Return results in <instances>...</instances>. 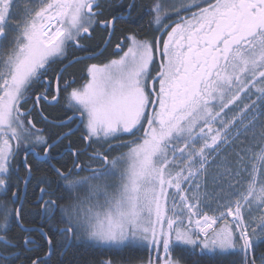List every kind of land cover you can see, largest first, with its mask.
I'll return each mask as SVG.
<instances>
[{
	"label": "snow or ice",
	"instance_id": "1",
	"mask_svg": "<svg viewBox=\"0 0 264 264\" xmlns=\"http://www.w3.org/2000/svg\"><path fill=\"white\" fill-rule=\"evenodd\" d=\"M122 6L115 0H0V264H49L58 245L66 250L73 241L155 249L147 264H181L171 255L177 247L192 256L242 254L240 264H264V252L256 253L264 245V0H215L202 8L195 0L171 7L153 0L139 9L129 0L117 14ZM191 8L199 11L175 26L164 23ZM134 9L149 15V28L167 32L162 52L160 37L155 45L135 33L122 37L118 59L90 64L87 81L70 91L74 81L64 80L72 115L49 121L41 101L58 102L63 79L57 71L53 90L50 65L66 60L70 49L85 55L73 56L69 66L95 59L99 48L88 51L81 41L99 28L108 45L117 22ZM154 52L161 63L150 93ZM40 84L43 91L24 109ZM233 108L239 110L229 117ZM33 110L54 128L82 126L85 145L67 168L51 163L52 151L79 128L51 139L36 127ZM140 127L142 136L108 143ZM93 144L99 149L88 152ZM117 148L127 151L109 158ZM82 155L87 161L78 163ZM40 163L46 171L34 175ZM29 185L38 189L33 203L49 231L25 229L39 239L24 238L23 251L31 255L20 260L21 245L8 233L13 224L23 227ZM58 188L72 193L69 202L60 203L65 197Z\"/></svg>",
	"mask_w": 264,
	"mask_h": 264
},
{
	"label": "flooded vegetation",
	"instance_id": "2",
	"mask_svg": "<svg viewBox=\"0 0 264 264\" xmlns=\"http://www.w3.org/2000/svg\"><path fill=\"white\" fill-rule=\"evenodd\" d=\"M129 0H115V3L117 5H123L122 7H116L115 11L117 14H122L123 11L127 7V3ZM177 0H167V6L171 7L173 3H176ZM135 3L137 5V9L140 8L141 5L144 6H151L153 3V0H135ZM207 7V6H206ZM198 9L195 10H188V11H181L179 14V17L175 14L172 13L170 14L169 18L164 21L165 24L171 23L172 26H175L176 22H179L180 17H191L193 12H198ZM149 15L144 14L143 18H141L140 15H138V11L134 9L132 11V15L128 17L125 20L118 21L116 25V31L114 35L111 37V43L108 45L104 46V41H103V36L106 35V33L102 32L99 28H97L91 35V38H85L81 42L85 45L88 46V51H94L97 48H99V54L96 55L95 59H83L80 60L77 63H73L69 66L68 61L72 59L73 56H83L85 55L84 52L76 51L74 49H70V54L66 60H57L56 62L52 63L49 67L47 76L49 79L52 81V89H55V73L57 71L62 72V77L63 79L60 81V86H61V92H60V98L58 102L54 104H47L44 103V101H41V106L43 108V113L45 116L48 117L49 121H56L52 118H50L46 114V110H49L50 107L54 106H60L63 108V111L68 113V116L72 115L71 110L65 109V105L67 104V99L65 95V90H64V80L68 81H74V83H70L68 86V91L71 90V88H76L80 87L82 84H84L87 79H88V74H87V68L90 64L96 63V64H104L107 63L109 60L112 59H118L119 56L123 55V52H119L115 50V45L117 42H120L122 40V37L127 36L129 34L135 33L137 35L138 39H144L146 37H150L153 40V43L155 45L156 43V38L160 37L159 40V47L162 52L163 50V40L167 38V32H164L161 34L158 30L154 31L152 28H149L147 21L149 20ZM129 25H132L133 27H128ZM168 31H171V28L168 29ZM124 50H127V44H123ZM161 63V56L159 53L154 52V63L150 65V70L151 74L148 76L147 81H148V91L151 93L152 92V85H153V80L152 77L156 75V73L160 70L159 66ZM44 85L40 84L35 88V91L31 93L32 99L28 101L27 104L23 106L24 109H27L29 105H31L35 99V96L38 92L43 91ZM155 89L158 91L159 89V81H155ZM53 94V91L49 92V98ZM154 95V94H153ZM151 105H149V110H151ZM23 110V109H22ZM78 115V114H77ZM31 117L34 118V122L36 124L37 128H43L44 129V135L51 136V139H55L56 135H58L61 132H67L68 128H79V130H74L72 135L67 136L60 144L57 145L55 149L52 151V156L55 157L51 161V163L55 164L57 167L64 166L67 168L72 164L73 161V152L76 149H82L85 145V142L81 140V136L83 134V128L82 126H78L75 124V122H70L67 127L62 128V130L59 131L61 128H54L51 126V124L47 123L44 119L41 118L39 112L37 110H33L31 112ZM27 119V117L25 118ZM144 126H147V119L143 121ZM144 131L143 127L139 128V131L134 133L133 135H128V134H120L116 140H109L108 143L115 144V143H121V142H126L134 139L136 136H142ZM75 144H74V142ZM69 142H71V147H68ZM14 143V142H13ZM93 149H99L98 144H93L92 148L88 149V152H91ZM42 151V149H40ZM127 148H117L111 153H109V158L112 156H115L121 152H126ZM24 152H20V157L23 158ZM87 161V155H82L80 157V160L77 161L78 163L81 162H86ZM31 162V158H30ZM21 167V176L23 175V165ZM46 171V165L43 163L39 164V171L34 172V175H39L40 172ZM48 175H53L51 172L47 173ZM80 175H84V173H80ZM13 182H15V177H13ZM38 193V189H33L31 185L28 186L27 188V196L26 199L24 200V211H23V219L21 221V224L23 227L17 224H13L8 235L9 237L13 238L17 243L21 245V256L20 260H23L25 256L31 255V253H26L23 251V242L24 238L26 236H32L34 238L39 239L38 234L36 232H28L25 229L28 228H43L44 231L48 232L49 231V224L46 221H42L41 216L38 214V205L33 203V201L36 199V194ZM57 195H63L65 197L64 200L60 201V203H67L69 202V197L72 195L68 190L63 189V188H58L56 190ZM81 195H83V190H81ZM47 198V197H46ZM62 225L57 224L56 227H61ZM100 248V249H99ZM63 245H58L53 252L51 259L49 261V264H60L66 257L67 253H75V252H80L79 256H81V252H85L89 254V256H93V252H96V249H109L108 247H99V246H94L91 245L87 242L84 241H73L72 246L67 248L66 250H62ZM118 249V253H120V258L124 255L123 250L124 249H129L133 250L135 256H139L140 258H145L144 259V264H147V261L149 259V256L155 257L156 252L155 249L152 250L150 253L149 250L145 247L143 249L140 248H129V247H124V248H116ZM162 250V247L161 249ZM47 251L46 245L40 248V251L38 254L43 255V253ZM260 252H264V245H261L256 248V253L257 255ZM223 255H229V254H223ZM231 255V254H230ZM236 260V264H240V260L242 257V254H232ZM221 257V255H220ZM112 261V264H115L111 258H99L100 264H102L103 261ZM138 262L137 264H139ZM15 264H19V261H16ZM119 264H123L119 262Z\"/></svg>",
	"mask_w": 264,
	"mask_h": 264
},
{
	"label": "trees",
	"instance_id": "3",
	"mask_svg": "<svg viewBox=\"0 0 264 264\" xmlns=\"http://www.w3.org/2000/svg\"><path fill=\"white\" fill-rule=\"evenodd\" d=\"M141 18H143V16H141ZM128 27L133 26L129 25ZM46 114L54 120L65 119L69 115L68 113L64 112L63 108L60 106L50 107L49 110H46ZM60 130H62V128L59 129V131ZM229 151H231V149H229ZM99 249H96V252H93V256H89V254L85 252H81L80 257H78L80 252H75L72 254L67 253L66 257L62 262H60V264H100L99 258H111L115 264H119V262L123 264H137L140 261L144 262L145 259L135 256L133 250L129 249L123 250L124 255L121 259H119L120 253H118V249L116 248ZM171 255L174 258H182L181 264H193L194 261H198V264H236V260L232 254L221 255V257L220 255L199 257L192 256L188 251L177 247L175 251L171 253Z\"/></svg>",
	"mask_w": 264,
	"mask_h": 264
},
{
	"label": "rangeland",
	"instance_id": "4",
	"mask_svg": "<svg viewBox=\"0 0 264 264\" xmlns=\"http://www.w3.org/2000/svg\"><path fill=\"white\" fill-rule=\"evenodd\" d=\"M187 2L191 3L192 0H187ZM196 3L199 4V7H206L208 4L210 3H214L215 0H195ZM198 8H191L190 10H195ZM254 98V97H253ZM243 103H247V100H244ZM243 103H241L240 107L243 106ZM239 109L238 108H233L232 111H230L228 113V116L231 117L232 115H234ZM84 194V193H83ZM235 198V197H234ZM233 198V199H234ZM215 207V205L213 206ZM262 208H264V206H262ZM204 211H208L207 209H204ZM220 211H226V209H220ZM213 214H218V213H213V212H209V215H213ZM259 212H254L253 215L259 216ZM201 215H203V212H201ZM185 223H187V214H185ZM161 254H163V249L160 250ZM140 264V263H139Z\"/></svg>",
	"mask_w": 264,
	"mask_h": 264
},
{
	"label": "bare ground",
	"instance_id": "5",
	"mask_svg": "<svg viewBox=\"0 0 264 264\" xmlns=\"http://www.w3.org/2000/svg\"><path fill=\"white\" fill-rule=\"evenodd\" d=\"M230 219V218H229Z\"/></svg>",
	"mask_w": 264,
	"mask_h": 264
}]
</instances>
